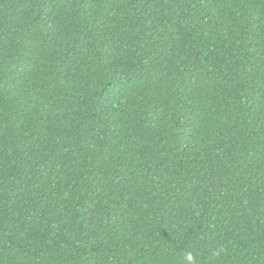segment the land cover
<instances>
[{"label": "trees", "instance_id": "trees-1", "mask_svg": "<svg viewBox=\"0 0 264 264\" xmlns=\"http://www.w3.org/2000/svg\"><path fill=\"white\" fill-rule=\"evenodd\" d=\"M0 264H264V0H0Z\"/></svg>", "mask_w": 264, "mask_h": 264}]
</instances>
